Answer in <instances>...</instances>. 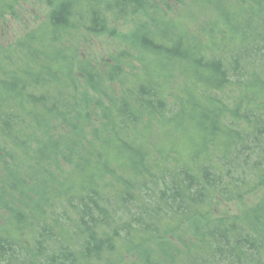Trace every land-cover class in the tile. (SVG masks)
Wrapping results in <instances>:
<instances>
[{
    "label": "trees",
    "instance_id": "trees-1",
    "mask_svg": "<svg viewBox=\"0 0 264 264\" xmlns=\"http://www.w3.org/2000/svg\"><path fill=\"white\" fill-rule=\"evenodd\" d=\"M45 5L0 40V264H264V196L218 211L264 188V0Z\"/></svg>",
    "mask_w": 264,
    "mask_h": 264
},
{
    "label": "rangeland",
    "instance_id": "rangeland-1",
    "mask_svg": "<svg viewBox=\"0 0 264 264\" xmlns=\"http://www.w3.org/2000/svg\"><path fill=\"white\" fill-rule=\"evenodd\" d=\"M45 1L46 0H29L27 3H25L21 7V10L19 12L20 17L17 18V20H11L9 22H6L4 24L5 27H2V25H0V40L4 43H7L11 38L13 40V38H15L17 35H20L22 31H27L28 29L37 26L38 23H34L35 20H32L31 15H34L35 17L39 16L46 6ZM173 8V13H178V10H180L182 6H175ZM139 20L141 21V18H139ZM131 28L132 23L130 21L128 23L122 24V27L118 30V33L122 35H127L131 31ZM92 41L93 42L92 45H90L89 50L84 51V53H82L83 55L85 54L87 56L96 53H104L111 49L112 41H110L109 37L97 36ZM263 196L264 188L260 189L254 195L246 198V200H244L241 204H220L218 207V211L226 215L236 214L240 210H245L253 203H256Z\"/></svg>",
    "mask_w": 264,
    "mask_h": 264
}]
</instances>
